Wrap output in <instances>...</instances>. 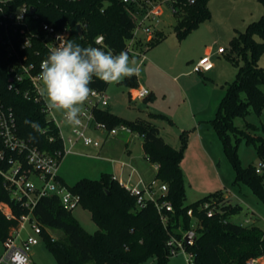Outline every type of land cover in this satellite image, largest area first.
<instances>
[{"label": "trees", "instance_id": "trees-1", "mask_svg": "<svg viewBox=\"0 0 264 264\" xmlns=\"http://www.w3.org/2000/svg\"><path fill=\"white\" fill-rule=\"evenodd\" d=\"M24 1L36 7L40 20L48 21L58 29H69V40L83 47H97L96 38L102 34L105 38L103 50L118 54L127 48L134 34L135 22L123 0H16V4ZM208 1L168 0L169 5L176 8L175 26L180 40L211 16ZM260 1L264 4V0ZM78 25H81L82 33ZM163 37L164 31L158 30L149 44L153 46ZM263 52L264 14L232 38L228 58L237 67V75L232 82H227L225 95L210 122L234 164L237 179L249 183L264 199V175L258 173L253 164L244 166L238 151L241 139L254 142L258 156L264 161V125L262 132L256 133L259 126L253 122L247 121L244 127L235 123L238 115L246 117L252 111L261 114L264 110V66L258 62ZM47 56L43 50L37 59ZM10 62L11 58L0 43V99L12 107L20 136L30 139L42 150L63 151L59 128L43 111L42 102L27 99L22 93L8 88ZM121 82L129 88L140 85L137 76ZM90 87L106 91L108 84L94 77ZM155 97L151 92L145 100L150 102ZM93 112L98 120L111 128L121 124L143 136L146 157L158 165L156 178L168 186L159 199L170 200L173 210L167 212L168 219L164 221L154 202L148 201L146 206L138 207L137 197L110 172H103L98 179L83 177L73 185L59 174V180L80 195V204L90 211L99 227L95 232H89L58 194L43 195L33 213L43 227V240L59 264H146L150 258H155L157 264H169L172 255L168 241L172 236L184 239L193 229L197 239L193 245L186 243V248L195 254L196 264H249V260L264 256V228L231 220L233 214L243 210L241 203L228 200L221 191L190 203L186 201L181 163L189 131L182 132L181 146L177 148L153 121L143 117L124 118L98 106ZM7 155L27 165L25 153L7 151ZM1 165L6 168L9 162L3 161ZM1 202L8 203L14 213V217L9 218L0 206V238L5 243L28 208L12 198L0 173ZM206 203L209 207H204ZM209 208L213 209L210 216L207 214ZM189 209L193 215L188 214ZM194 220L198 222L196 228H193ZM52 230H60L63 235L55 238Z\"/></svg>", "mask_w": 264, "mask_h": 264}, {"label": "rangeland", "instance_id": "rangeland-1", "mask_svg": "<svg viewBox=\"0 0 264 264\" xmlns=\"http://www.w3.org/2000/svg\"><path fill=\"white\" fill-rule=\"evenodd\" d=\"M208 7L211 16L199 25L201 27L198 26L200 28L198 33H195L194 37H190L182 45L175 26L176 16L165 5L161 24L164 29V37L152 46V48H158V53L154 56L151 51H146L145 54L147 62H154L166 69L167 72L175 73L167 66H176L179 69L187 65L189 57L199 54L203 44H211L215 49V66L205 74L198 73L207 81L211 80L207 77H212L211 73H213L215 77L212 82L226 92L227 82H232L236 78L238 70L228 58L231 40L238 33L245 31L251 22L258 20L264 14V4L260 0H209ZM256 37L261 39L259 35ZM220 46L225 47L227 51L218 53ZM216 53L220 56H216ZM135 59L140 62L142 57L135 56ZM258 62L259 65L264 66V52L259 55ZM141 71L146 72L144 66L141 67ZM262 88L264 89V85ZM130 90L131 88L123 83L108 84L106 94L109 96V104L98 107L103 109L115 107L119 111H127L131 116L144 115L148 102L145 97L132 99ZM54 114L57 116V121L61 122L63 117L59 113L54 112ZM247 121L257 124L260 129L258 128L256 133H261V128L264 125V110L261 114L252 111L246 117L238 115L235 118V123L240 127H244ZM60 126L65 138L73 135L71 125L64 121L60 123ZM113 127L118 129L117 134H111L109 126L87 129L86 134L99 140L100 145H87L83 140H80L75 143L76 146H73L71 152L66 153L60 164L59 173L69 185H73L83 177L98 179L103 172H113L117 177L120 178V175L123 177V183L133 186L138 180V175L133 181H130L132 168L129 166L123 168V161L136 166L142 176L149 180L148 183L156 179L155 163L145 158L143 153V136L139 132L124 129L121 124ZM215 134L211 149L205 150L207 155L199 150L195 151V157L188 159L186 170L182 166L183 172L185 171L186 201L190 203L205 195L221 191L226 198L229 196L234 203L239 202L243 205V210L240 213L231 216L232 221L244 225L257 224L264 228V199L253 190L249 183L237 179L236 169L225 151L223 141L217 132ZM238 151L244 166L249 164L260 166L262 159L258 156L254 142L241 139ZM131 155L135 159H129ZM184 157L185 154L183 160ZM260 174L264 175V169ZM73 214L89 232H95L99 228L92 219L90 211L81 204L73 209ZM197 225L198 222L194 220L193 228H196ZM29 229L30 226L27 224V229L22 232L23 236L27 235ZM51 233L55 238L63 235L60 230H52ZM4 251L5 244L0 238V257ZM31 259L35 264H59L44 240L33 247ZM146 264H157V261L155 258H150ZM169 264H187L184 252L179 251L178 254L171 256Z\"/></svg>", "mask_w": 264, "mask_h": 264}, {"label": "built area", "instance_id": "built-area-1", "mask_svg": "<svg viewBox=\"0 0 264 264\" xmlns=\"http://www.w3.org/2000/svg\"><path fill=\"white\" fill-rule=\"evenodd\" d=\"M127 5V11L135 22L133 37L128 41L127 51L129 56H141L146 58L145 49L149 42L156 36L162 24L164 6H168L174 13L176 8L169 5L168 0H123ZM28 2L16 4V0H0V43L5 47L7 55L11 58L9 65L8 88L20 92L27 99L42 102L43 111L52 119L59 128L63 138V151L48 152L33 144L30 139H26L19 134L18 123L12 107L7 106L0 99V173L5 180V185L10 190L12 198L28 208V212L21 215L19 222L12 235L5 241V251L0 257V264H33L31 252L33 247L43 240V227L36 220L33 210L38 200L43 195L58 194L63 204L69 209H74L80 205V195L75 193L71 187L62 183L58 176L60 164L66 153L71 152L78 140H83L85 144L100 145V141L93 139L86 134V130L92 127H106V123L98 120L93 112V108L99 105H107L109 96L105 91L96 88L94 94L90 95L84 104V111L80 117L81 124L78 127H71L72 136L65 138L61 132L60 123L54 112L47 110L44 98L40 95L41 81L39 80L40 64L47 57L38 60L45 50L49 51L59 45L61 41L57 36H63V40H69V29H58L52 23L40 20L37 9L32 12ZM40 22L36 23V21ZM97 47L103 50L105 38L100 34L96 38ZM142 47V48H141ZM226 48L221 46L218 53H224ZM212 54H205L196 62L194 70L196 72H207L214 67ZM151 93L148 87H141L138 90V97H145ZM128 131L129 127L122 125ZM45 130L43 129V132ZM111 134L118 133V129L111 128ZM53 139V137H51ZM68 144V146H67ZM7 151L25 153L27 165L20 159H14L7 155ZM8 161V167H3L1 163ZM124 164V163H123ZM158 169V165L156 164ZM264 169V161L256 167V171L261 173ZM156 178L150 183L140 180L133 186L121 182L133 195L137 197L138 207H144L148 201L155 203L162 219L167 221V212L173 210L170 200L159 199V196L168 190L167 183ZM35 195V196H33ZM1 208L7 217H14L11 206L6 202L0 203ZM204 207H209L206 203ZM189 215H193L192 209L188 210ZM207 214H213V209L209 208ZM30 229L27 235L22 232ZM170 254L176 255L183 251L187 264H196L195 254L186 248V240L172 236L168 241ZM249 264H255V259L249 260Z\"/></svg>", "mask_w": 264, "mask_h": 264}, {"label": "crops", "instance_id": "crops-1", "mask_svg": "<svg viewBox=\"0 0 264 264\" xmlns=\"http://www.w3.org/2000/svg\"><path fill=\"white\" fill-rule=\"evenodd\" d=\"M199 27L194 29L186 38L180 40L181 43H183L182 45H184L187 39L194 37L195 33H198L197 31L200 29ZM160 30H164L162 25L160 26ZM157 49V47L152 48V46H148V48L145 49V53L146 51H151L154 53L153 55L156 56L158 53ZM214 53L215 49L211 44H203V47L198 55H192L189 57L187 65L179 69L176 66H167L170 70L173 69L174 71L172 72L175 73H169L166 69L161 68L149 60V62H147V58L143 60L141 59L139 64L141 67L144 66L147 73L141 71L139 76H137L140 85L138 88H131L130 96L132 99H135L138 97L137 94L139 88L146 87V84H148V88L156 96L155 99L148 102L145 114L142 116H131L127 113V111H119L115 107L109 109L124 118L134 119L137 117H143L157 123L161 127L167 140L177 148L181 146L182 132L189 131L190 135L185 149V157L181 163L184 170H186L185 167L188 163V159H193L195 157V151L199 150L203 154L207 155L205 150L211 149L212 143L216 137V130L211 125L210 120L216 115L220 101L225 95V90L219 89L214 82H212L213 77H215L213 73H211L212 77L208 75L209 77L207 78H211V80L207 81L203 79L201 75L206 72L199 74L194 70L195 64L201 56L205 54H212L214 59ZM216 56L220 55L216 53ZM158 114H163L164 116ZM79 141L80 140L77 142ZM143 153L145 155L144 148ZM145 158H147L146 155ZM129 159L135 158L131 155L129 156ZM122 165L123 168L128 166L132 168L129 177L130 181H133L135 176L138 175L136 184H138L140 180L148 183L149 180L144 178L139 169L132 163L123 161ZM155 168L157 170L156 164ZM110 173L117 177L115 173ZM117 178L120 182L124 180L121 175L120 178ZM227 199L233 201V199L229 196ZM255 264H264V256L255 258Z\"/></svg>", "mask_w": 264, "mask_h": 264}, {"label": "clouds", "instance_id": "clouds-1", "mask_svg": "<svg viewBox=\"0 0 264 264\" xmlns=\"http://www.w3.org/2000/svg\"><path fill=\"white\" fill-rule=\"evenodd\" d=\"M53 47L40 64L41 97L47 110L59 113L73 127L81 124L84 104L94 90L93 78L107 84L139 76L141 66L127 51L118 54L99 47H83L72 40H63Z\"/></svg>", "mask_w": 264, "mask_h": 264}, {"label": "water", "instance_id": "water-1", "mask_svg": "<svg viewBox=\"0 0 264 264\" xmlns=\"http://www.w3.org/2000/svg\"><path fill=\"white\" fill-rule=\"evenodd\" d=\"M35 10H36V7L31 6V11L34 12ZM78 28H79L80 32L82 33L81 25H78ZM196 239H197V235H196V232L194 230L188 231L187 234L185 235V240H186V243L188 245H193L195 243ZM124 264H129V263H124Z\"/></svg>", "mask_w": 264, "mask_h": 264}]
</instances>
